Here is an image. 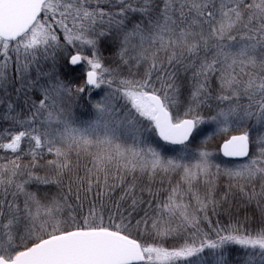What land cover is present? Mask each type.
Segmentation results:
<instances>
[{"label": "snow or ice", "instance_id": "obj_1", "mask_svg": "<svg viewBox=\"0 0 264 264\" xmlns=\"http://www.w3.org/2000/svg\"><path fill=\"white\" fill-rule=\"evenodd\" d=\"M0 264H264V0H0Z\"/></svg>", "mask_w": 264, "mask_h": 264}, {"label": "water", "instance_id": "obj_2", "mask_svg": "<svg viewBox=\"0 0 264 264\" xmlns=\"http://www.w3.org/2000/svg\"><path fill=\"white\" fill-rule=\"evenodd\" d=\"M221 158H223V157H221ZM223 159H227V158H223Z\"/></svg>", "mask_w": 264, "mask_h": 264}, {"label": "trees", "instance_id": "obj_3", "mask_svg": "<svg viewBox=\"0 0 264 264\" xmlns=\"http://www.w3.org/2000/svg\"><path fill=\"white\" fill-rule=\"evenodd\" d=\"M221 159H223V158H221Z\"/></svg>", "mask_w": 264, "mask_h": 264}]
</instances>
